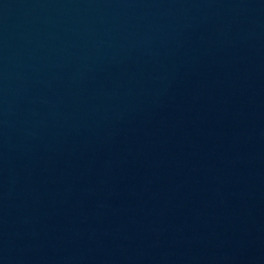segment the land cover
Segmentation results:
<instances>
[{"label":"water","instance_id":"1","mask_svg":"<svg viewBox=\"0 0 264 264\" xmlns=\"http://www.w3.org/2000/svg\"><path fill=\"white\" fill-rule=\"evenodd\" d=\"M0 264H264V0H0Z\"/></svg>","mask_w":264,"mask_h":264}]
</instances>
